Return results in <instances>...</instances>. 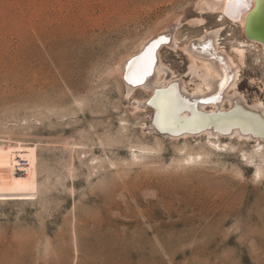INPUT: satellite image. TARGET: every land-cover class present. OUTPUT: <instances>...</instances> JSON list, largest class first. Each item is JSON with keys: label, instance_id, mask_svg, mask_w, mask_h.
<instances>
[{"label": "rangeland", "instance_id": "374dc122", "mask_svg": "<svg viewBox=\"0 0 264 264\" xmlns=\"http://www.w3.org/2000/svg\"><path fill=\"white\" fill-rule=\"evenodd\" d=\"M204 1L0 0V264H264V147L159 135L151 89L120 74L171 31L162 66L193 92L182 47L223 28L236 90L264 104L263 45L242 62L241 25Z\"/></svg>", "mask_w": 264, "mask_h": 264}, {"label": "bare ground", "instance_id": "6f19581e", "mask_svg": "<svg viewBox=\"0 0 264 264\" xmlns=\"http://www.w3.org/2000/svg\"><path fill=\"white\" fill-rule=\"evenodd\" d=\"M252 5L253 0H250L249 7L247 8L237 7L236 0H205L202 10L203 13L211 15L218 14V16H220V19H218L219 22L229 19L233 24L239 23L242 30H244L247 11ZM199 21L202 23L203 19L198 20V22ZM222 29L223 28H218L214 31L207 32L200 37L197 42L190 41V45L188 44L182 47V50L190 59V73L198 78V83L193 92H189L186 83L177 79L174 73L171 75V78L166 77V68L162 66L160 56L162 47L160 49L157 48L164 39L160 40L159 43L152 44L141 56H138L151 39L165 31L153 35L144 42L137 53L129 56L122 62L120 74L126 84L128 93L136 88L151 89L152 94L150 98H152L156 90L162 89L156 93L153 104H148V101L144 103V105L153 108L154 114L157 113L155 123L161 130L178 132L187 129H198L204 125L212 124L216 128V130H206L197 134L184 132L178 136H172V134H164L162 136L179 138L184 136H197L205 133L209 145L216 149L223 150L229 146V143L221 142V137L227 135L221 134L218 129L232 124L245 127L249 126L252 128L256 127V125L251 118L240 111L235 110L231 114L216 115L217 111L229 110L234 103L241 102L247 108L260 112L264 116V104L262 102L249 105L246 99L236 90L240 69L234 62L233 57L220 46V32ZM172 42L168 44L171 45L172 48L180 47L178 37L174 36ZM249 44L254 45L259 43L257 41L245 39L233 46V51L238 54L242 62L246 57V47H248ZM153 45L155 46L153 47ZM206 45L210 49H206ZM155 48L157 49L156 54ZM156 62L154 74L150 77L149 73H151L152 66L155 65ZM125 74L127 75V80L124 78ZM143 81L145 82L143 83ZM175 81L178 82L179 85L176 84L168 88L169 85ZM230 90H233L234 93L227 96L226 94ZM226 100L229 102V106H225ZM197 110L203 112V114L198 113ZM153 117L151 119V127L155 131L156 129L152 122ZM235 136H239L241 139L255 140L257 144L254 154L261 156L263 153L262 148L264 147V140L254 138L250 135L244 136L239 130L233 131L227 137L232 139ZM187 160L192 162L195 158L190 156ZM257 172V174H261L259 170H257Z\"/></svg>", "mask_w": 264, "mask_h": 264}, {"label": "water", "instance_id": "95a60500", "mask_svg": "<svg viewBox=\"0 0 264 264\" xmlns=\"http://www.w3.org/2000/svg\"><path fill=\"white\" fill-rule=\"evenodd\" d=\"M244 33H245V36L249 40L260 42L264 47V0H253V5L250 6V8L247 11L245 26H244ZM161 38L164 40L161 41V43L158 45L157 48H159V49L161 47H163L164 45L171 44V42H172L171 31L161 33V34L157 35L156 37H154L153 39H151L148 42V44H146L145 48L143 49V51L138 56H141L152 44L157 43L158 41L161 40ZM156 50L157 49L155 48V54H156ZM138 56H136V57H138ZM156 64H157V62L155 63V65L152 66V69H151L152 71H151V73H149L150 77L154 74V67L156 66ZM126 77H127V75L125 74V76H124L125 80H127ZM144 82L145 81H143V83ZM176 84L179 85V83L176 81L172 82L168 88H170L171 86L176 85ZM161 90L155 91V94L152 96V98H150L148 100V104H153V100L156 97V93H158ZM235 110L240 111L243 114H245L247 117L251 118L254 121V124L256 125V127L252 128L249 126L245 127V126L238 125V124H232L230 126L218 129L219 132H221V134H223V135L228 136L233 131L239 130L241 132V134L244 136L250 135L254 138H259L261 140H264V116L260 112H257V111H254V110L247 108L241 102L234 103L232 108L229 110L217 111L216 115H224V114H229V113L231 114ZM197 111H198V113L203 114V112H201L199 110H197ZM156 117H157V113L154 114L152 122L154 123V127L156 129L155 131L160 135L172 134V136H178L184 132L197 134V133L204 132L206 130H211V129L216 130V128L212 124V125H204L203 127H200L198 129H187V130H182V131H178V132L170 131V130L163 131L156 125V123H155ZM259 126H260V128H259Z\"/></svg>", "mask_w": 264, "mask_h": 264}, {"label": "snow or ice", "instance_id": "6c2138e0", "mask_svg": "<svg viewBox=\"0 0 264 264\" xmlns=\"http://www.w3.org/2000/svg\"><path fill=\"white\" fill-rule=\"evenodd\" d=\"M249 4H250V0H236V6L237 7H243V8H247L249 7ZM162 40V38H161ZM160 41H158L157 43H159ZM155 45H153L154 47ZM151 51V49H150Z\"/></svg>", "mask_w": 264, "mask_h": 264}, {"label": "flooded vegetation", "instance_id": "af4514ba", "mask_svg": "<svg viewBox=\"0 0 264 264\" xmlns=\"http://www.w3.org/2000/svg\"><path fill=\"white\" fill-rule=\"evenodd\" d=\"M166 75V74H165Z\"/></svg>", "mask_w": 264, "mask_h": 264}]
</instances>
